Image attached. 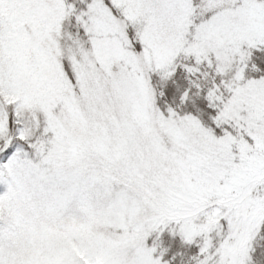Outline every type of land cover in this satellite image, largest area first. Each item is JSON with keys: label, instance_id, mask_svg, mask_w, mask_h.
Instances as JSON below:
<instances>
[{"label": "snow or ice", "instance_id": "6c2138e0", "mask_svg": "<svg viewBox=\"0 0 264 264\" xmlns=\"http://www.w3.org/2000/svg\"><path fill=\"white\" fill-rule=\"evenodd\" d=\"M21 194L49 264H264V0H0V264Z\"/></svg>", "mask_w": 264, "mask_h": 264}, {"label": "rangeland", "instance_id": "374dc122", "mask_svg": "<svg viewBox=\"0 0 264 264\" xmlns=\"http://www.w3.org/2000/svg\"><path fill=\"white\" fill-rule=\"evenodd\" d=\"M17 211L27 254L37 264L64 261L89 242L86 234L68 228L61 209L50 200L21 194Z\"/></svg>", "mask_w": 264, "mask_h": 264}]
</instances>
